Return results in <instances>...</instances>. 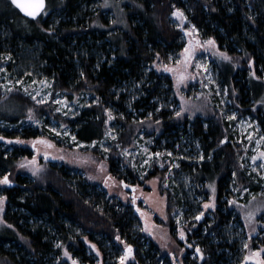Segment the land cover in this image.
Masks as SVG:
<instances>
[{
  "label": "trees",
  "instance_id": "16d2710c",
  "mask_svg": "<svg viewBox=\"0 0 264 264\" xmlns=\"http://www.w3.org/2000/svg\"><path fill=\"white\" fill-rule=\"evenodd\" d=\"M94 1L51 0L48 17L31 21L19 13L11 0H0V181L5 176L10 181L0 182V198L7 202V228L0 233V264H66L59 260L62 251L82 264H96L95 258L101 264H117L123 250L127 258L134 251L132 257L138 264H160L150 254L155 248L153 243L151 250L144 252L148 260L143 256L139 242L143 234L137 233L140 219L136 208L117 196L109 199L105 186L82 178L66 166L49 165L31 179L17 172L23 159L33 157L32 150L23 143L42 136L41 122L48 123L52 117L47 118L23 92H5L3 70L12 74L34 71L70 100L78 94L90 95L91 101L81 115L67 122L79 143L102 140L109 115L123 128L124 139H131L140 126L134 121L136 114L140 119L162 120L164 131H171L172 113L160 110L156 102L160 83H147L159 78L157 61L169 64L171 56L180 54L187 45L185 33L172 15L180 9L185 18L177 22H189L202 39L214 40L230 57L228 75L224 77L236 91L237 106L252 113L264 129V0H126V25L108 32L100 29L110 26L101 9L88 10ZM54 11L60 12V20ZM250 62L255 72L240 70ZM165 83L170 84V78ZM133 84L142 90H138V100L130 102L126 91ZM250 100L252 107L248 108ZM143 108L146 111L140 112ZM35 109L37 123L24 125ZM185 125L190 130L172 135L174 144L180 145L191 136L203 159L193 170L186 161L182 162L183 168L197 186L212 183L218 191L217 210L212 218L198 221L199 228L189 235L187 248L192 254L190 247H198L205 257L203 264H229L230 253L238 248L227 233L233 220L240 219L235 216L238 208L229 207L236 203L232 187L237 186L234 179L240 169L237 151L231 141L225 143L226 124L216 118H200ZM229 138L232 140L231 135ZM174 144L167 147L175 151ZM109 165L111 174L125 186L137 177L132 174L131 181L120 174L113 158ZM165 171L168 169H156L146 180L163 179ZM184 185L170 193L167 214L172 234L176 228L172 214L191 206V196ZM198 191L201 194L199 188ZM90 248L99 255L89 254ZM187 261L198 264L196 260Z\"/></svg>",
  "mask_w": 264,
  "mask_h": 264
},
{
  "label": "rangeland",
  "instance_id": "374dc122",
  "mask_svg": "<svg viewBox=\"0 0 264 264\" xmlns=\"http://www.w3.org/2000/svg\"><path fill=\"white\" fill-rule=\"evenodd\" d=\"M50 1L44 19L48 17ZM124 3L126 0H95L88 5V10L95 12L100 8V13L104 14L110 24L107 28L102 26L100 29L105 32L114 31L126 25ZM54 13L58 15L57 20H60V12ZM174 18L181 20L177 16ZM176 20L174 22L185 33L187 45L180 54L171 56L169 64L157 61L155 70L159 78L148 80L147 83V85L160 83L158 86L160 97L156 102L160 110L172 113L169 115L174 124L171 131H164L162 120L140 119L135 113L137 116L134 115V121L139 122L140 126L136 127V133L131 139H124L121 138L123 128L115 123L112 115H109L102 140L89 144L79 143L76 138L73 139L75 137L73 127L67 122L81 115L91 101L90 95L84 97L78 94L70 100L63 93L54 90L48 79L34 71H19L12 74L3 70L1 82L5 92L15 90L23 92L33 100L36 108L45 112L47 118L52 117L48 123L41 122L44 126L42 136L23 143L32 150L33 157L23 159L17 172L31 179L44 172L49 165L72 168L78 175L81 174L82 178L105 186L109 199L117 196L124 204L136 208L140 219L137 233L143 234L139 242L142 244L141 251L145 259L148 260V257L144 252L151 250L153 243L155 248H152L150 254L159 259L160 264L170 262L188 264L187 260H196V263L203 264L205 257L198 247L193 249L190 247L194 253L189 254L188 238L199 228V220L212 218V213L218 208V191L216 185L212 183H201L197 186L193 183L192 176L183 168L182 162L185 161L191 164L192 170L196 163L202 162L199 145L195 144V141L193 143L191 136L184 138L180 145H175V139L171 136L176 132L184 134L186 130H190V126L185 124H193L196 119L216 118L226 124L225 143L231 141L234 145L240 168L237 180L234 179L237 186L233 184L232 187L236 203L229 204V207L238 208L239 214L235 216L240 219L233 220L231 228L227 231L228 236L232 237L231 242L238 243V248L236 247V252L230 253L229 264H264V155H262L264 129L252 113L245 112L237 106L236 91L224 77L228 75L230 57L220 50L216 42L209 44V40L202 39L189 22L181 23ZM246 68L255 72L254 64L251 62L240 70ZM150 71V67L147 68L148 79ZM167 77L170 78V84L165 83ZM255 85L259 86V82ZM138 90H142L138 84L127 87L130 102L138 100ZM247 102V107L251 108L252 101ZM145 111L146 108H143L140 112ZM36 112V109L31 112V117L24 125L33 126L37 123L34 118ZM185 120L187 123H184ZM229 135L232 136V140ZM168 144H174L175 151L167 147ZM112 158L116 160L120 174L127 176L131 181L132 174L137 175L129 185L123 186L122 181L111 174L109 161ZM156 169L161 171L168 169L165 171L166 176L163 179L146 180L148 174ZM75 172L73 173L76 174ZM182 183L191 196V206L176 210L172 214L176 220V228L172 234L168 227L169 198L170 193L173 194ZM132 186L136 187L135 193L128 190ZM198 188L201 194L198 193ZM6 206L7 202L2 198L0 233L7 228L4 219ZM57 248L59 250L60 245ZM95 249L89 250L93 257L98 254L95 253ZM64 253L65 251L59 253V260L62 259L66 264H73V260L76 264H82L71 256V258L65 256ZM132 253L127 258L126 250H123L121 257L126 259L122 262L120 257L117 264H138L136 258L132 257L134 251ZM95 259L96 264H101L99 259Z\"/></svg>",
  "mask_w": 264,
  "mask_h": 264
},
{
  "label": "water",
  "instance_id": "95a60500",
  "mask_svg": "<svg viewBox=\"0 0 264 264\" xmlns=\"http://www.w3.org/2000/svg\"><path fill=\"white\" fill-rule=\"evenodd\" d=\"M20 3L25 5V7H27L30 11L36 12L35 16H30L19 5L12 3V5L19 11V13L22 16H24L25 18L31 21H37L40 18H42L48 8V0H20ZM123 186L125 185L123 184ZM128 190L131 191L132 193H135L136 187H133V186L129 187Z\"/></svg>",
  "mask_w": 264,
  "mask_h": 264
},
{
  "label": "snow or ice",
  "instance_id": "6c2138e0",
  "mask_svg": "<svg viewBox=\"0 0 264 264\" xmlns=\"http://www.w3.org/2000/svg\"><path fill=\"white\" fill-rule=\"evenodd\" d=\"M12 3H13V4H17V5H19L21 8H23V10L26 11L28 15H30V16H35V15H36V12H35V11H30L27 7H25V5H23V4L20 3V0H12ZM172 15H173V16H177V17H180V18H185L183 12H182L180 9H176V11H174V12L172 13ZM208 43H209V44H214L215 41H214V40H209ZM225 58L228 59V57H226V56H225ZM177 115H179V113H177ZM0 139H3V138L0 137ZM73 139H75V137H73ZM262 155H264V153H262ZM0 182H2V183H9L10 181L8 180V177L5 176V177L3 178V180L0 181ZM0 203H2V198H0ZM205 207H208V205H205ZM201 215H202V214H201ZM181 235L183 236V233H181ZM93 247H95V246L93 245ZM197 250L199 251V249H197ZM128 253H129V254L131 253V248H130V247H129V249H128ZM64 254H65V256H69V258H71V257H70V254H69L67 251H65ZM120 259H121V261L123 262V261L126 259V257H121ZM73 264H76V261H75V260H73Z\"/></svg>",
  "mask_w": 264,
  "mask_h": 264
}]
</instances>
